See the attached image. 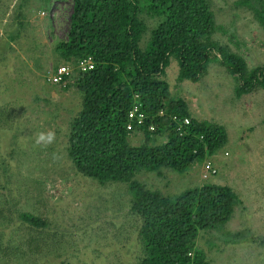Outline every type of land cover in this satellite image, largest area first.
<instances>
[{
    "label": "rangeland",
    "instance_id": "1",
    "mask_svg": "<svg viewBox=\"0 0 264 264\" xmlns=\"http://www.w3.org/2000/svg\"><path fill=\"white\" fill-rule=\"evenodd\" d=\"M210 1L218 25L214 38L241 54L249 67L264 65V28L253 13L235 7L237 0ZM20 2L0 0V107L10 115L0 122V264H138L141 221L131 212L128 184H102L78 172L68 156L69 122L82 107L76 69L68 64L73 78L67 88L49 80L65 64L54 47L67 37L73 0H28L21 30ZM143 18L145 45L158 21ZM6 39L10 44L3 49ZM178 73V62L171 59L166 73L171 91L195 117L228 130V143L206 159L217 174L203 178L204 161L184 173L142 170L135 179L171 196L204 183L232 185L244 205L219 230H203L197 244L210 264H264V89L237 98L235 77L217 61L197 82L179 81ZM143 136L134 131L129 140L140 145ZM21 212L40 217L46 226H30ZM237 232L243 239L235 242Z\"/></svg>",
    "mask_w": 264,
    "mask_h": 264
},
{
    "label": "trees",
    "instance_id": "2",
    "mask_svg": "<svg viewBox=\"0 0 264 264\" xmlns=\"http://www.w3.org/2000/svg\"><path fill=\"white\" fill-rule=\"evenodd\" d=\"M27 2L18 5L19 30ZM234 5L248 8L264 28V0ZM144 15L158 22L142 45L148 31ZM217 30L210 0H73L67 37L55 43L60 61L76 69L74 85L82 97L69 122L68 156L78 172L102 184H128L131 212L141 221L138 264H210L197 244L201 232L219 230L244 205L229 184L204 183L171 196L135 179L142 170L184 173L229 140L224 124L195 117L184 98L171 91L166 79L171 59L178 62L179 81L201 80L217 61L235 77L237 98L264 89V65L249 67L241 54L214 38ZM9 44L6 39L2 48ZM87 58L94 67L79 71L77 65ZM136 99L147 116L137 129L145 139L140 145L131 144L126 127ZM8 111L0 107L1 123L9 121ZM20 218L32 227L47 224L29 212ZM242 234H234L235 242Z\"/></svg>",
    "mask_w": 264,
    "mask_h": 264
},
{
    "label": "built area",
    "instance_id": "3",
    "mask_svg": "<svg viewBox=\"0 0 264 264\" xmlns=\"http://www.w3.org/2000/svg\"><path fill=\"white\" fill-rule=\"evenodd\" d=\"M94 67V63L91 59H83L79 62L78 69L79 71L86 72L91 70ZM72 69L69 65H61L56 70H54L50 75V82L54 84H64L67 78L71 75ZM146 114L141 109V103L136 99L133 108L130 109L128 113L127 120V130L134 132L137 129L141 128L146 121ZM189 118L184 120V124H189ZM150 130H153L154 127L150 126ZM217 173V169L211 161H206L204 164L203 178L207 179L212 175Z\"/></svg>",
    "mask_w": 264,
    "mask_h": 264
},
{
    "label": "clouds",
    "instance_id": "4",
    "mask_svg": "<svg viewBox=\"0 0 264 264\" xmlns=\"http://www.w3.org/2000/svg\"><path fill=\"white\" fill-rule=\"evenodd\" d=\"M63 65H68V64H63ZM77 68H78V65H77ZM72 75H73V69H72V73H71V75L67 78V80L70 79L71 77L73 78ZM67 80H66V81H67ZM50 83H52V82H50ZM53 84H54V83H53ZM64 84H65V83H64ZM64 84H58V85H64ZM67 85H69V83H68ZM67 85H66V86H67ZM66 86H65V87H66ZM136 131H137V130H136ZM51 136H52V134L49 133V134H48V139H49V140L51 139ZM40 139H41V140L44 139V136L41 135ZM38 142H39V141H38Z\"/></svg>",
    "mask_w": 264,
    "mask_h": 264
},
{
    "label": "crops",
    "instance_id": "5",
    "mask_svg": "<svg viewBox=\"0 0 264 264\" xmlns=\"http://www.w3.org/2000/svg\"><path fill=\"white\" fill-rule=\"evenodd\" d=\"M70 79H71V78H70ZM68 80H69V79H68ZM68 80H67V81H68ZM67 81L65 82L64 86H66V85L68 84ZM143 137H144V136H143ZM143 137H142V141L144 142L145 139H144ZM139 139H141L140 136L137 137V140H139Z\"/></svg>",
    "mask_w": 264,
    "mask_h": 264
}]
</instances>
